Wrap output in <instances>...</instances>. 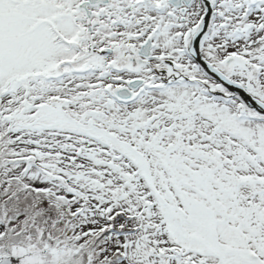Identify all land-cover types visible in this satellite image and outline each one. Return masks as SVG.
I'll use <instances>...</instances> for the list:
<instances>
[{"label":"snow or ice","instance_id":"6c2138e0","mask_svg":"<svg viewBox=\"0 0 264 264\" xmlns=\"http://www.w3.org/2000/svg\"><path fill=\"white\" fill-rule=\"evenodd\" d=\"M0 264H264V0H0Z\"/></svg>","mask_w":264,"mask_h":264}]
</instances>
